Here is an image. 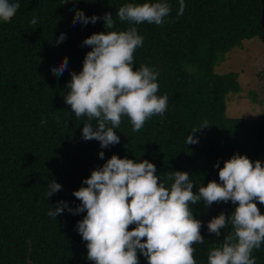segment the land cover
<instances>
[{"label": "trees", "instance_id": "trees-1", "mask_svg": "<svg viewBox=\"0 0 264 264\" xmlns=\"http://www.w3.org/2000/svg\"><path fill=\"white\" fill-rule=\"evenodd\" d=\"M20 7L10 22L0 21V264H94L87 259L86 242L76 223L86 212L73 215L64 210L49 216L58 201L75 209L80 201L72 195L86 185L83 179L112 155L137 161L148 160L161 180L171 170L188 172L197 192L208 181L221 183L219 164L234 153L251 161L264 162V115L255 119L227 118L225 98L240 87L234 72L216 74L214 67L243 40L257 38L264 48V26L260 17L264 0H184L183 15L177 16L179 0H163L171 13L162 25L143 22L137 27L143 46L134 53V70L141 64L158 72L157 96L167 94L168 108L154 115L139 131L122 116L115 129L120 143L101 148L96 140L81 137L87 117L77 119L64 102L69 72L79 73L89 46L83 40L105 29L102 19L95 24L72 23L75 10L85 16L112 13L116 31L127 30V22L116 18L125 3L142 4L161 0H12ZM38 23L31 25L33 17ZM64 39L57 45L60 34ZM263 35V38H261ZM68 58V70L54 76L51 67ZM264 74V70H263ZM46 120L41 124V120ZM197 144H185L193 128ZM93 126L96 121L92 120ZM104 152V159L98 156ZM54 180L61 191L47 197ZM172 181L165 186L170 188ZM264 215V205L255 201ZM202 221L203 243L193 245L197 264H208V253L220 247L231 228L221 236L207 231V222L235 205L203 202L192 205ZM135 225H129L132 230ZM143 242V241H142ZM139 262L147 260L137 253ZM256 264H264V244L254 250Z\"/></svg>", "mask_w": 264, "mask_h": 264}, {"label": "clouds", "instance_id": "clouds-1", "mask_svg": "<svg viewBox=\"0 0 264 264\" xmlns=\"http://www.w3.org/2000/svg\"><path fill=\"white\" fill-rule=\"evenodd\" d=\"M19 7L18 2L0 0V21L10 22ZM185 7L184 0H179L178 17ZM170 13V4L163 0L125 3L116 11V18L133 26L116 31L117 20L112 13L88 17L75 10L74 25L95 24L102 19L104 28L112 29L83 40L91 51L85 54L79 73L69 72L71 79L65 85L69 91L64 102L77 119L88 120L81 129L83 140H96L102 149L109 148L120 143L114 130L120 127L122 116L130 119L135 132L154 115H164L169 97L156 95L158 72L144 64L134 70L133 53L143 46L144 40L134 25H162ZM29 23L36 25L37 18L34 16ZM64 38L61 33L57 45ZM66 70L67 57L51 67L54 76H61ZM92 120L96 121L95 126ZM45 123L42 119L41 124ZM208 126L205 121L203 126L193 128L185 144H197L193 133ZM98 156L104 159V152ZM213 167L218 168L221 183L210 180L194 193L195 184L188 172L171 170L161 180L155 165L148 160L112 155L83 179L86 187L72 193L80 201L75 209L58 201L48 215L56 218L65 209L73 215L86 212L77 221L76 231L86 242L87 259L94 264H139L138 252L147 264H197L193 245L205 239L201 235L202 221L194 217L191 206L231 202L235 207L229 215L221 212L207 222V231L217 237L225 228H231L222 245L209 251L208 264H256L253 252L264 244V215L255 203L264 205V162L234 153L222 168L218 163ZM167 181H172L170 188L165 186ZM59 191V183H48V198ZM129 225L135 227L129 230Z\"/></svg>", "mask_w": 264, "mask_h": 264}, {"label": "rangeland", "instance_id": "rangeland-1", "mask_svg": "<svg viewBox=\"0 0 264 264\" xmlns=\"http://www.w3.org/2000/svg\"><path fill=\"white\" fill-rule=\"evenodd\" d=\"M264 48L257 38L243 40L214 67L216 74L234 72L240 91L225 98L227 118L255 119L264 115Z\"/></svg>", "mask_w": 264, "mask_h": 264}, {"label": "water", "instance_id": "water-1", "mask_svg": "<svg viewBox=\"0 0 264 264\" xmlns=\"http://www.w3.org/2000/svg\"><path fill=\"white\" fill-rule=\"evenodd\" d=\"M260 2L262 3L263 0H260ZM260 24H261V28H263L264 26L263 5H262V10H261ZM261 38H263V35H261ZM141 263H142V260L139 262V264Z\"/></svg>", "mask_w": 264, "mask_h": 264}]
</instances>
